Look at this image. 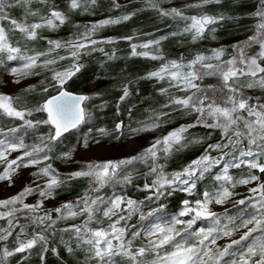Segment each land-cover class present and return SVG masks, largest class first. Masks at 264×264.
<instances>
[{"label":"snow or ice","instance_id":"1","mask_svg":"<svg viewBox=\"0 0 264 264\" xmlns=\"http://www.w3.org/2000/svg\"><path fill=\"white\" fill-rule=\"evenodd\" d=\"M32 0H0V63L7 61H20L18 67H10L9 74L17 77L13 83L19 84L20 77H26L33 73L36 67L47 68L55 64V59H46L43 64L38 65L41 57L49 55L55 49L67 48L70 50L72 64L64 71H53L51 82L45 84L41 81L42 92L48 93L49 87L56 90L55 95H49L42 103L32 109H21L15 106L20 100L19 96L0 94V118L19 120L20 128L25 131L36 129L41 125L49 126L47 135L38 137V143L27 145L23 137L16 135L18 128H10L7 133L0 131V182H7L8 186L14 185V177L29 167H36L51 159L49 153L52 145L59 142L61 137L72 129H76L85 123L87 109L85 102L91 97L86 95H74L65 90L64 86L69 79L78 73L83 65L79 64L78 58L84 49L92 47L101 42L111 43L112 40L97 41L91 39L95 30L109 24H117L131 18L124 15L116 19H105L93 24L91 28L76 40L62 43L58 40H48L47 52H37L33 55L26 54L20 46V41H34L38 38V30L42 28L55 29L59 24H64L65 16L62 12L50 11L48 16H41L39 22L31 24L19 22L13 19L9 12L12 8L31 4ZM45 0H41V3ZM86 4L95 5L96 0H84ZM222 0H194L193 3L185 4L183 7L162 8L158 0H148L150 7L155 9L162 17H171L173 20L184 22L182 32H173L171 35L191 34L193 42L207 39L206 32H215L210 25H218L224 21V16H213L208 14L185 15V9L203 8L210 4H220ZM81 6V0H70L69 7L73 10ZM113 6L120 5L113 2ZM30 16H37V12L26 8ZM253 16L258 18L256 31L253 36L232 46L235 55L231 59L223 60L226 49L221 46L212 48L211 55L196 54L192 59L185 62L181 56L178 60H165L159 53L153 54L148 51L138 52V48L148 49L153 45L159 46L161 40L167 39L162 36L157 40H150L143 44H131L133 56H144L152 60H163L157 71L148 73L149 79L166 80L168 87L160 89L161 94L169 96V103L164 107H172L173 110H183L195 113L196 120L193 124L181 125L167 135L155 139L152 144L137 155L120 160H109L103 162H85L84 167L70 172L65 179H59V173L51 164L38 168L30 174L31 180L16 195L6 199H0V220L6 221L8 227L0 228V241H7L14 233L16 247L9 250L4 247L0 254V264H6V258L16 253L31 251L38 244L42 251L47 252V238L36 233L31 238L20 239L24 234L25 224L20 223L18 213L36 214L43 207L44 202L54 198V194L61 185L79 178H88L90 188L76 201H69L60 207L45 210L41 215H33L32 223L43 225L42 231H46L56 223L52 218V212L59 214L57 219H67L78 215L87 214L88 219L83 225H74L63 231L70 234V239L76 247L84 246L89 256L88 259L94 264H116L117 256L128 258V264H264V183H257L256 187L249 188L250 195L234 201L236 215L230 214L228 209L222 213L211 210L210 205H224L234 195L233 189L240 185H248L260 180V177L249 173L246 178L234 179L229 175L230 168H240L246 165L250 169H258L264 173V164L258 162V157L264 156V98L246 95L245 89L259 88L264 90V0H258L256 11ZM7 21L9 28L3 26ZM20 33L14 44L9 33ZM42 38V37H41ZM214 38V37H213ZM129 41L132 37H124ZM253 45L259 46L255 55H249L248 49ZM112 57L109 56V59ZM60 60L66 59L64 56ZM211 61H215L212 63ZM208 77H215L216 84L202 86V81ZM36 88L30 85L24 89L32 92ZM169 89H175L183 95L170 94ZM99 95V93H97ZM130 95L129 88L125 85L119 101L123 102ZM35 113H44V119H28ZM168 113L161 112L149 117V122L143 123L140 128L132 129V133L152 131L159 127L161 116ZM211 121V122H209ZM202 125L210 129H219L222 133V142L208 144L204 152L192 160L179 171L166 173L165 165L161 158L167 159L173 150L179 151L187 144L184 143V134L189 128ZM123 122L116 125L119 133ZM119 138V136L117 137ZM248 150L236 151L240 143L245 142ZM98 142V141H97ZM198 143L199 141H193ZM87 146V143H85ZM253 148L259 149L254 151ZM228 149V151H224ZM213 151L223 154L213 157ZM13 153H19L12 157ZM231 155L232 159H226ZM12 157V158H10ZM251 157L252 159H245ZM62 159L71 160L72 153L66 152ZM139 163L148 164L149 168L145 177L154 176L151 183H145L142 191H151L156 199L165 196L170 191L179 189L189 195L197 188V183L205 178V174L213 168L222 169L214 175L218 182L213 191H204L201 199L194 202L183 200L182 208L178 215L173 216L168 222L158 217L156 221L146 226L145 232L149 237L148 247L131 248L132 241L141 235L140 232H132V239H126L129 225L127 221L139 212L138 202L113 193L110 197L99 195L106 187L118 184H131L133 176L130 169H134ZM150 162V164H149ZM48 177L43 185L37 181ZM38 195L40 199L35 204H27L25 198ZM153 197H147L152 199ZM19 205V206H18ZM160 205V210L163 209ZM78 209V210H75ZM249 209H251L249 211ZM99 212L107 218L108 227L93 228L89 224L93 221L95 214ZM155 215V212L149 213ZM190 217L188 220L180 217ZM115 217V219H113ZM141 219H144L142 216ZM222 219L227 223H222ZM208 221L209 226L199 227L193 230L197 221ZM121 222H124L123 225ZM187 225L184 232L177 231L175 225ZM251 225V227H249ZM244 229L239 239H231L236 232ZM179 237V239H177ZM227 238L228 243L218 245V240ZM114 241L116 243H114ZM62 242L63 238H62ZM69 253L74 251L71 243H65ZM171 249V251H168ZM56 253V249H52ZM149 253L154 259H149ZM58 254V253H57ZM43 259V257H41Z\"/></svg>","mask_w":264,"mask_h":264},{"label":"trees","instance_id":"2","mask_svg":"<svg viewBox=\"0 0 264 264\" xmlns=\"http://www.w3.org/2000/svg\"><path fill=\"white\" fill-rule=\"evenodd\" d=\"M36 0H32L34 3ZM114 0H96V4L92 5L93 13L95 14H122L131 15V18L117 23L115 25H108L100 28L94 34L95 40L107 41L112 40L111 43L101 42L95 45L96 49H103V51L92 50V47L84 49L78 58V63L83 65L81 70L76 73L71 79L67 81L64 88L65 90L91 97V99L85 102L87 114L85 119L86 125L89 127V131L86 136V140L98 141L101 145L110 148L113 151L120 149L122 144L127 141L128 138H141L144 141L154 138H160L167 135L174 129L179 128L181 125H188L195 123V113H188L183 110H173L172 107L165 108L164 105L169 103V96L163 95L160 92L162 87L167 88L168 83L166 80L149 79L148 73L158 70L160 65L164 63L163 60H152L147 57L133 56L131 54V44H141L147 38H156L159 36H166L165 42L161 46L160 54L165 57V60L178 58L181 54L188 55L189 59H192L196 54L206 52L208 50L207 40H197L192 44L191 36L189 34L173 36V32H182L184 22L179 20H173L171 17H162L158 12L150 7L147 2L140 0H129L124 4H119L120 7L113 6ZM118 4V0H115ZM258 0H222L220 4H212L208 11L209 15L224 16L225 19L218 25H211L210 28H215L213 33V40L220 42L226 49L224 53V60L231 59L235 52L232 46L234 44L246 41L248 37L253 36L256 31V24L258 18L253 16L256 11ZM31 5V4H30ZM26 6H18L12 8L9 15L16 20H20L21 13L26 9ZM66 12V3H59L53 0L51 3V10ZM49 14V13H48ZM6 30L8 29V22H3ZM63 43L70 40V37L74 35V27L72 24L66 22L59 25L53 30ZM43 35V36H42ZM46 32H40L38 38L34 41H23V45L27 48H32L33 53L47 52L48 43L44 36ZM205 35L208 37L207 32ZM10 39L13 43L19 38L20 33H9ZM48 36V35H47ZM42 37V38H41ZM124 37H132V40L123 39ZM259 51L258 45H253L248 49L249 55H255ZM64 56L66 59L60 60L59 57ZM109 56L112 58L109 59ZM46 59H55L56 63L49 65L47 68L36 67L32 71L33 73H40L39 75L30 74L26 77H21L20 81H31V85H35L36 88L32 92H25V87L19 92L12 94V96H19L20 100L15 103V106L21 109L35 108L39 103H42L44 99L49 95H55L56 90L49 87L48 93L42 92L41 81L45 84L51 82V75L53 71H64L73 62L70 55V50L67 48L55 49L49 55L41 57L38 61L39 64H43ZM11 61H7L6 57L3 63H0V90L3 89V84L6 80L7 66ZM218 83L215 77H208L204 79L206 86L209 84ZM127 85L129 88V97L125 101H119V97L122 95L123 87ZM170 94L183 95L176 92L175 89H169ZM99 93V95H97ZM246 95L254 96V93L245 91ZM264 98V90L256 94V97ZM161 112L168 113L167 116H161L159 120V127L152 131L140 132L139 134L132 133V129L140 128L143 123L149 122V117ZM46 114L35 113L28 119H44ZM123 122V127L120 132L116 131V125ZM22 122L19 120H10L8 118H0V131L7 133L10 128H18L19 131L16 135L23 137L27 145L38 143V137L47 135L49 126L41 125L36 129H28L25 131L20 128ZM83 129H75L63 136L59 142H55L52 145V151L50 154L56 155L62 150L72 148L81 137ZM119 136V138H117ZM187 147L176 151L166 159V168L171 171H179L192 160L199 157L208 144H215L222 142V133L219 129H210L202 125L189 128L184 134ZM193 141H199L195 143ZM241 147H248L246 141L240 143ZM138 152L132 156L137 155ZM150 164V162H149ZM149 165L139 163L135 165L134 169H130L133 176V182L131 184L123 185L118 184L113 187H106L102 189L99 195L104 197H110L113 193L117 195H123L138 202L139 212L134 214L131 220L127 221L129 225L128 234L126 239H132V232H145L147 225L156 221L158 217H163L164 222H168L173 216L178 215L182 208L183 200L195 201L202 198L204 191H213L218 182L214 180V175L217 173L216 169L211 170L210 173L205 174V178L197 183V188L191 195L186 192L176 189L170 191V194L156 199L151 191H142L143 185L151 183L154 176L145 177L142 175L148 171ZM169 173V172H168ZM249 173L255 174L260 177V182L264 183V173H261L257 169H250L247 166L241 165L240 168H230L229 175L234 179L246 178ZM67 174L59 172V179H65ZM90 188L88 178H79L61 185L54 194V200L56 207H60L62 204L69 201H76L79 197L83 196ZM147 197H153L147 199ZM235 199H241L245 197L244 194H237ZM163 204V209L160 210V205ZM52 208V209H54ZM226 209L230 214L236 215L235 207L229 206ZM251 209H249L250 211ZM155 212V215H149V213ZM224 212V211H222ZM219 212V213H222ZM43 212L39 211L36 214L18 213L20 223H24L25 236L23 239L31 238L32 235L40 233L47 238L48 244L47 252L42 251L38 244L31 251L25 253H16L14 256L6 258V264H94V262L88 259L89 254L84 251V246L76 247L75 243L70 239V234L64 232L66 228H71L74 225H82L88 219L87 214L78 215L69 219H57L59 214L52 212V217L56 219V223L46 231H42L43 225L32 223L30 218L33 215H41ZM144 219H141V217ZM190 217H180V219L188 220ZM115 219V217H113ZM124 222H121L123 225ZM222 223H227L222 219ZM92 225H100L107 228L108 221L101 213L97 212ZM199 227L209 226L208 221L199 220L196 225ZM193 226V227H194ZM6 221L0 220V228H7ZM187 225H175L177 231L184 232ZM251 227V225L249 226ZM240 231H245L241 229ZM3 234V233H0ZM15 235L9 237L7 241H0V254L4 247L9 250H13L16 247ZM62 238L63 241L62 242ZM179 239V237H177ZM224 241V239L218 240V244ZM65 243H71L74 251L69 253L65 248ZM149 243L144 242L138 236L132 241L131 248L133 250L139 247H148ZM223 246V245H220ZM56 249V253H53L52 249ZM171 251V249H168ZM58 253V254H57ZM43 257V259L41 258ZM149 259H154V255L149 253ZM116 264H128V258L123 256H117L114 258Z\"/></svg>","mask_w":264,"mask_h":264},{"label":"rangeland","instance_id":"3","mask_svg":"<svg viewBox=\"0 0 264 264\" xmlns=\"http://www.w3.org/2000/svg\"><path fill=\"white\" fill-rule=\"evenodd\" d=\"M52 1L53 0H45V2L41 3V0H36L34 3H31V5L29 4L26 8L29 9L30 11L37 12L38 15L37 16H30L27 14L26 9H25L21 13V17H20L19 22H24V23H28V24H31L34 22H39L41 16H48V13H50ZM56 1L59 3H66V5H67L66 12H62V13L65 16V22L64 23L68 22V23L72 24V26L74 27L75 33L72 37H70V40H76L83 33L88 31L93 24H96L99 21L109 19V18L116 19L118 17L123 16L122 14H119V13H117V14H112V13L96 14L95 13L94 14L92 11V9H93L92 5L86 4L84 2V0H81V6L75 10H73L69 7L70 0H56ZM140 1H144V2L148 3V0H140ZM126 2H129V0H118V4H120V5L124 4ZM158 2L160 4V7L168 9V8H172V7H183L185 4L193 3L194 0H158ZM211 5L212 4L206 5L203 8L185 9L184 14L191 16V15H201V14L206 13L209 15V12H207V11ZM214 5H216V4H214ZM55 23L58 26L61 25V24H59V21H55ZM109 25L111 26V25H115V24H109ZM3 26L5 27L4 23H3ZM106 26H108V25H106ZM7 27L9 28L10 26L7 25ZM100 28H102V27H99L95 30V32L91 36V39H95L94 34ZM53 30L54 29L42 28V29L38 30V34L40 32H46V35L44 36V38L46 40H58V41H61L63 43L62 38H60L59 35L56 32H54ZM213 33L214 32H211V33L207 32L208 38L202 39V40H207L206 44L208 47V50L206 52H203L204 55H211L210 50L212 48H218V47L223 46L220 42H216L213 40ZM189 35L191 36V34H189ZM160 37H162V36H159L156 38L149 37L146 40H144L141 44H143L147 41H150V40H157ZM22 42L23 41H20V46H21L22 50L25 51L26 54L33 55L34 53H33V51H31L32 48H27L25 45H23ZM164 42H165V39L161 40L158 47L153 45L152 47H150L148 49L138 48L137 51L138 52L148 51V52L153 53V54H157V53L160 54L161 46ZM195 42L192 41V44ZM47 46L49 47V45H47ZM181 56H183L185 58V62L187 60H190L188 58L189 56L185 55V54H181L178 58H175V60H178ZM142 57H144V56H142ZM222 59L224 60V55H223ZM170 60H173V59H170ZM211 62L215 63V61H211ZM20 63H21L20 61H11V63H9V65L7 66L6 80L3 84V89L0 90V94L12 95V94L19 92L21 89H23L25 87H29L32 84L31 81H22V82L20 81L19 84L13 83V80L16 79L17 77H13L12 75H10L9 69H10V67H18L20 65ZM154 71H157V70H154ZM20 79H21V77H20ZM201 83L203 85L204 80ZM245 91L254 93V96L256 97V94H259V92H261L263 90H261L259 88H253V89H245ZM181 94H183V93H181ZM86 121L87 120L85 119V123H82V125L80 127H78V129H83L82 130L83 132L81 134L79 141L77 143H75V145L72 148L67 149V150H62L56 155H52L49 153V155L51 156L50 160L45 161L44 163L37 165L36 167H29L27 169H24L22 172L19 173L18 176L14 177L15 182H14V185L11 187L8 186L7 182H0V199H6L8 197L16 195L19 191L22 190V188L25 187L26 184H28L30 182V180H31L30 174L32 172L37 171L38 168L44 167L46 164H51L53 166V168L57 170L58 173L62 172L64 174H68L70 172H73V171H76V170L83 168L85 162H89V161H91V162H103V161H109V160H120V159H123L126 157H130L136 152H138V154H139L145 148L149 147L152 144V142L155 140V138H154L155 136H153L150 139H146L145 141L141 138L130 137L127 139V141H125L122 144L120 149L113 151L110 148H108L104 145H101L97 141H91L89 143L86 140V136H87V134H89L88 133L89 127H88V125H86ZM209 122H211V121H209ZM0 138H3V136H0ZM85 143H87V146H85ZM239 150L247 151L248 147L242 148L241 145L239 144L237 146V149H236L237 153ZM253 150L259 151V149H256V148H253ZM224 151H228V149H225ZM66 152L72 153V159L71 160H65V159L61 158L62 154L66 153ZM18 154L19 153H13L12 157H15ZM222 154L223 153L220 151H213L211 153V155L213 157H219ZM12 157H10V158H12ZM226 159L230 160V159H232V156L229 155L226 157ZM245 159H252V158L248 157ZM160 162L165 165L164 170L166 173H168V172L172 173L171 171H169L166 168L167 161L165 159L161 158ZM258 162L264 164V156L258 157ZM244 166H246V165H244ZM214 169H216L217 172L222 171V169H217V168H213L212 170H214ZM0 171H2V166H0ZM47 179H48V177H43V178L39 179L37 181V183L43 185ZM257 183H262V182L257 181V182H253V183L248 184V185H240L237 188L233 189V191L237 194H244L245 196H248V195H250L248 189L252 188V187H256ZM234 196L232 197V199L229 202H227L224 205H215V204L210 205L211 210L219 213V212L224 211L229 206H234V201L237 200V199H235ZM39 199H40V197L38 195H33V196H29V197L25 198L24 202L27 204H35ZM55 206H56L55 200L53 198H50L44 202L43 207L39 211L44 212L45 210L52 209ZM0 210H2V209H0ZM75 210H78V209H75ZM70 218H73V217H70ZM67 219H69V218H67ZM89 227L100 228L101 226L100 225H92L90 223ZM195 229H197V226L193 227V230H195ZM242 233H243V231L236 232L235 235L233 237H231V239H239V237ZM24 236H25V234L20 235V239H23ZM139 237L141 238V240H143L146 243H149V239H155L156 238V237H149L146 234V232L142 233ZM228 242H229V240L227 238H225L224 241L220 242L218 245H224ZM114 243H116V242L114 241Z\"/></svg>","mask_w":264,"mask_h":264},{"label":"water","instance_id":"4","mask_svg":"<svg viewBox=\"0 0 264 264\" xmlns=\"http://www.w3.org/2000/svg\"><path fill=\"white\" fill-rule=\"evenodd\" d=\"M66 91H67V90H66ZM68 92H69V91H68ZM70 93H71V92H70ZM72 94H74V95H79V94H75V93H72ZM81 125H82V124H81ZM81 125H79L78 127H80ZM78 127H77V128H78ZM77 128H76V129H77ZM74 130H75V129H72V130H70L69 132H72V131H74ZM69 132L65 133L63 136H65V135L68 134ZM61 138H62V137H61Z\"/></svg>","mask_w":264,"mask_h":264}]
</instances>
